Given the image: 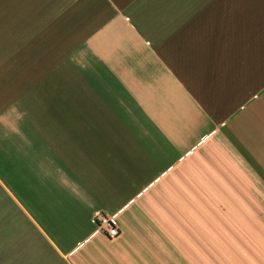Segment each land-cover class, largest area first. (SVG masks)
<instances>
[{
  "label": "crops",
  "instance_id": "obj_1",
  "mask_svg": "<svg viewBox=\"0 0 264 264\" xmlns=\"http://www.w3.org/2000/svg\"><path fill=\"white\" fill-rule=\"evenodd\" d=\"M219 224L264 264V0H0V264H202Z\"/></svg>",
  "mask_w": 264,
  "mask_h": 264
},
{
  "label": "rangeland",
  "instance_id": "obj_2",
  "mask_svg": "<svg viewBox=\"0 0 264 264\" xmlns=\"http://www.w3.org/2000/svg\"><path fill=\"white\" fill-rule=\"evenodd\" d=\"M194 219H187V229H195L191 226H197V222H194ZM204 224V223H203ZM190 226V227H189ZM222 226L219 224V230H217L216 235L212 237L214 252H205L204 250L200 254H195L197 260H200L202 264H208L213 261L214 264H241V254L232 251V248H235L236 243L233 238H230V243H227V236L224 230H221ZM205 232L202 231L201 240H202V249H208L209 247V228L208 224L205 227ZM187 255L193 256L194 254L187 253Z\"/></svg>",
  "mask_w": 264,
  "mask_h": 264
},
{
  "label": "built area",
  "instance_id": "obj_3",
  "mask_svg": "<svg viewBox=\"0 0 264 264\" xmlns=\"http://www.w3.org/2000/svg\"><path fill=\"white\" fill-rule=\"evenodd\" d=\"M93 218L96 232L104 234L109 239L119 235V226L115 213L107 214L97 210L93 213Z\"/></svg>",
  "mask_w": 264,
  "mask_h": 264
}]
</instances>
